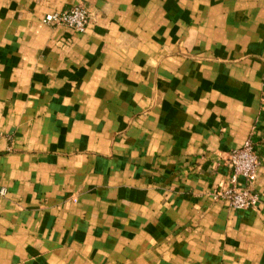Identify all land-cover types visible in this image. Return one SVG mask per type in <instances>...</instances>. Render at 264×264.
<instances>
[{"label":"crops","instance_id":"1","mask_svg":"<svg viewBox=\"0 0 264 264\" xmlns=\"http://www.w3.org/2000/svg\"><path fill=\"white\" fill-rule=\"evenodd\" d=\"M248 139L264 0H0V264H264V168L212 199Z\"/></svg>","mask_w":264,"mask_h":264},{"label":"built area","instance_id":"2","mask_svg":"<svg viewBox=\"0 0 264 264\" xmlns=\"http://www.w3.org/2000/svg\"><path fill=\"white\" fill-rule=\"evenodd\" d=\"M89 20L88 11L77 6L67 11L46 14L42 23L50 27H65L81 34L85 32ZM223 163L229 171V179L219 184L212 199L226 201L232 210L257 209L259 199L253 186L258 169L264 168V159L256 146L248 139L242 147L228 152ZM239 179L243 180V186L239 185Z\"/></svg>","mask_w":264,"mask_h":264}]
</instances>
